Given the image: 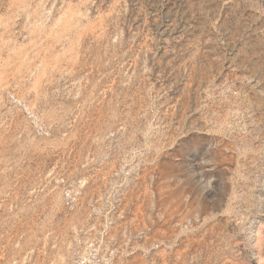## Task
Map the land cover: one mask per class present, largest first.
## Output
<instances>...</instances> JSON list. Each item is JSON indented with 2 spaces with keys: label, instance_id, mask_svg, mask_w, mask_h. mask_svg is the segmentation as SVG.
I'll list each match as a JSON object with an SVG mask.
<instances>
[{
  "label": "rangeland",
  "instance_id": "1",
  "mask_svg": "<svg viewBox=\"0 0 264 264\" xmlns=\"http://www.w3.org/2000/svg\"><path fill=\"white\" fill-rule=\"evenodd\" d=\"M0 264H264V0H0Z\"/></svg>",
  "mask_w": 264,
  "mask_h": 264
}]
</instances>
